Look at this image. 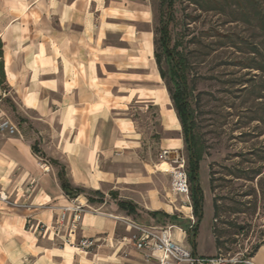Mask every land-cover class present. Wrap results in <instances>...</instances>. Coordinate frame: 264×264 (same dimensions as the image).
I'll list each match as a JSON object with an SVG mask.
<instances>
[{
  "label": "crops",
  "instance_id": "obj_1",
  "mask_svg": "<svg viewBox=\"0 0 264 264\" xmlns=\"http://www.w3.org/2000/svg\"><path fill=\"white\" fill-rule=\"evenodd\" d=\"M152 2L0 0V114L13 126L0 130V192L8 199L0 202V264H157L122 242L130 234L122 219L154 225L148 213L164 205L122 192L152 169L133 158L122 117L160 79L149 31ZM166 121L179 122L174 111ZM44 132L70 185L83 188L78 195L62 189L53 154L48 161L34 151ZM85 190L99 191L110 207L78 216L77 238L93 246L57 245L69 229L58 230L57 215L75 204L91 207ZM125 199L133 211L119 207ZM65 218L69 224L72 213ZM179 232L183 242L185 230Z\"/></svg>",
  "mask_w": 264,
  "mask_h": 264
},
{
  "label": "rangeland",
  "instance_id": "obj_2",
  "mask_svg": "<svg viewBox=\"0 0 264 264\" xmlns=\"http://www.w3.org/2000/svg\"><path fill=\"white\" fill-rule=\"evenodd\" d=\"M152 9V52L153 56L155 52L161 54L165 79L150 82L152 90L139 92L122 114L132 141L126 144L135 148L130 150L133 158L138 165L152 169L146 181L122 192L141 202L152 199L164 204L148 215L154 225L185 230L183 245L192 252L196 217L190 182L191 212L184 196L172 189L170 167L163 160L171 162L160 157L163 150L178 151L188 175V150L181 125L177 122L169 126L166 121L175 113L168 88L173 89L178 82L187 96L195 147L201 154L198 184L202 217L194 237L195 256L202 259L201 264H264V0H153ZM163 27L179 78H170L161 53ZM50 141L49 134L42 133L34 140V151L48 161L53 154L61 170L65 162L53 145L49 147ZM63 178L67 179L65 171ZM84 195L94 201L84 209L109 212L101 195L90 190ZM1 203L7 204L8 199ZM144 213L139 215L146 216ZM78 220L75 227L72 221L66 224V218L57 223L59 231L69 227L67 236L58 237L57 245L66 244L65 239L71 236L74 243L68 245L76 247L82 238L76 235Z\"/></svg>",
  "mask_w": 264,
  "mask_h": 264
},
{
  "label": "built area",
  "instance_id": "obj_3",
  "mask_svg": "<svg viewBox=\"0 0 264 264\" xmlns=\"http://www.w3.org/2000/svg\"><path fill=\"white\" fill-rule=\"evenodd\" d=\"M3 128H8L10 132L13 130V126L9 125L3 119V115L0 114V130ZM160 157L167 158L171 163L176 164L173 166L174 170L171 171L172 189L176 194L184 196V202L190 205L188 175L179 152L166 149L161 152ZM0 202L7 203V196L3 192H0ZM84 207L82 204H75L63 208L61 214L57 215V223L65 219L67 212H71L73 226L78 216L84 212ZM122 220L127 224L130 231L128 236L122 237V242L138 251L143 260H154L157 264H172L171 262L201 264L202 259L193 255L183 245L182 240L175 236V230L181 231V229H177L173 225H142L127 219ZM72 240L73 238L68 236L65 243L73 245ZM92 243V240L82 237L76 244V248L84 249L91 246Z\"/></svg>",
  "mask_w": 264,
  "mask_h": 264
},
{
  "label": "trees",
  "instance_id": "obj_4",
  "mask_svg": "<svg viewBox=\"0 0 264 264\" xmlns=\"http://www.w3.org/2000/svg\"><path fill=\"white\" fill-rule=\"evenodd\" d=\"M264 29V25L262 26V30ZM264 36V35H263ZM159 46L161 47V53L165 57V61L168 64V74H170L171 77H180L177 63L173 61V57L168 49V41H167V33L166 28L161 29V38L159 41ZM262 49L264 50V43L262 44ZM155 62L158 67V71L160 74V77L162 79H165V72L163 71L161 67V54L154 53ZM262 82L264 83V55L262 54ZM169 96L173 104V108L175 110L177 119L181 125V129L183 132V138L184 142L187 144V150H188V180L191 185V193L190 197L192 200V210L193 215L196 217V222L194 223L192 227V239H191V248H192V254L195 255V244H194V237L196 235L197 226L201 220L202 217V193L201 189L198 184V163L201 159L200 152L195 147L194 137L192 134V129L194 126L192 114L189 111L188 108V101L187 96L184 92H182L180 85L178 82L175 83V86L173 89L168 88ZM264 91V88L262 89V92ZM264 97V95H262ZM264 107V104H263ZM262 120H264V115L262 116ZM63 169H61L58 172V176L60 179V183L62 186V189L66 192L68 195H78L79 193L83 192V188L80 187H72L67 179L63 178ZM96 194L101 195L99 191H95ZM102 196V195H101ZM87 200L89 202H94L92 198L87 197ZM118 205L122 209H126L128 212L133 211V207L130 203L125 202H118Z\"/></svg>",
  "mask_w": 264,
  "mask_h": 264
},
{
  "label": "bare ground",
  "instance_id": "obj_5",
  "mask_svg": "<svg viewBox=\"0 0 264 264\" xmlns=\"http://www.w3.org/2000/svg\"><path fill=\"white\" fill-rule=\"evenodd\" d=\"M163 162H164L166 165H169V167H170V170H169L168 172H171L172 170H174V168H173L172 164L168 163V162H167V161H165V160H163ZM186 205H188V204H186ZM189 207H190V206H189Z\"/></svg>",
  "mask_w": 264,
  "mask_h": 264
}]
</instances>
